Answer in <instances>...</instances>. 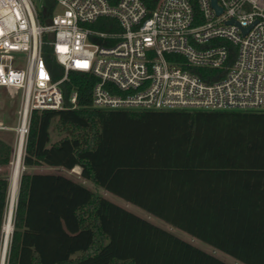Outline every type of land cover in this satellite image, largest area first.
Segmentation results:
<instances>
[{
    "label": "trees",
    "instance_id": "obj_1",
    "mask_svg": "<svg viewBox=\"0 0 264 264\" xmlns=\"http://www.w3.org/2000/svg\"><path fill=\"white\" fill-rule=\"evenodd\" d=\"M159 1L145 3L153 11ZM91 26L121 28L109 17ZM46 59L60 78L62 66ZM97 80L71 70L63 108L33 110L24 166H80L83 178L172 226L264 264V110L98 108ZM53 121L69 133L52 142ZM12 153L0 137V167ZM9 190L0 173V250ZM12 222L6 264H231L62 173L24 171Z\"/></svg>",
    "mask_w": 264,
    "mask_h": 264
},
{
    "label": "built area",
    "instance_id": "obj_2",
    "mask_svg": "<svg viewBox=\"0 0 264 264\" xmlns=\"http://www.w3.org/2000/svg\"><path fill=\"white\" fill-rule=\"evenodd\" d=\"M218 4L221 13L211 0H160L153 11L145 0H0V87L22 90L17 144L33 110L63 108L71 70L97 77L98 108L264 110V0ZM100 17L120 30L92 27ZM47 51L64 70L58 79Z\"/></svg>",
    "mask_w": 264,
    "mask_h": 264
},
{
    "label": "rangeland",
    "instance_id": "obj_3",
    "mask_svg": "<svg viewBox=\"0 0 264 264\" xmlns=\"http://www.w3.org/2000/svg\"><path fill=\"white\" fill-rule=\"evenodd\" d=\"M12 57V63L14 65H25V54L22 52H11ZM22 105V90L19 88H6V87H0V137L12 144L13 147V153H12V160L9 164V166L6 167H0V173H7L9 178L11 177L12 169H13V161L15 158V149L17 145V128L19 126L20 118H19V111ZM56 121H53L50 131H51V141H56L61 139L62 137L66 136L69 132H59L56 127ZM26 143V142H25ZM25 151V146H24ZM24 153V152H23ZM24 155V154H23ZM24 171L28 172H56V173H62L64 175H67L69 177H72L76 180L83 181L90 189L95 191L96 193L107 197L108 199L114 201L115 203L131 210L132 212L147 218L154 222L155 224L164 227L166 229L172 230L180 237L191 241L195 245L205 249L206 251L213 253L214 255L220 257L221 259L231 263V264H245L244 262L234 258L233 256L213 247L212 245L192 236L191 234L172 226L168 222L164 221L163 219L152 215L151 213L147 212L143 208L130 203L126 201L124 198L120 197L119 195H116L107 189L97 185L91 180L85 179L82 177V168L80 166H76L72 170H67L63 167H53V166H41V167H32L27 168L23 164L22 159V168H21V174ZM20 174V176H21ZM11 186V185H10ZM9 197H10V191H9ZM16 202V201H15ZM10 203V198L8 205ZM16 204V203H15ZM8 209V208H7ZM9 248V246H8Z\"/></svg>",
    "mask_w": 264,
    "mask_h": 264
},
{
    "label": "bare ground",
    "instance_id": "obj_4",
    "mask_svg": "<svg viewBox=\"0 0 264 264\" xmlns=\"http://www.w3.org/2000/svg\"><path fill=\"white\" fill-rule=\"evenodd\" d=\"M24 146L21 143L17 144V150L13 161V169L11 173V186H10V203L3 223V241L0 250V264H5L6 254L9 246V239L13 227V211L15 208V201L17 199L19 180L22 168V156Z\"/></svg>",
    "mask_w": 264,
    "mask_h": 264
},
{
    "label": "water",
    "instance_id": "obj_5",
    "mask_svg": "<svg viewBox=\"0 0 264 264\" xmlns=\"http://www.w3.org/2000/svg\"><path fill=\"white\" fill-rule=\"evenodd\" d=\"M211 3H212V6L214 7V9L216 10V12L217 13H221L222 11H223V8L221 7V6H219V4H218V0H211ZM44 12H45V9H44ZM51 19H47L46 20V23L47 24H51ZM230 22H232V21H230ZM249 29H250V27H247V28H243V32H248L249 31ZM48 37L49 38H53L54 37V34L51 32V33H49L48 34ZM14 212V211H13ZM13 230H14V224H13V227H12V232H11V235H12V233H13ZM11 235H10V238H11ZM9 241H10V239H9ZM8 251V250H7ZM6 257H7V254H6ZM6 261V260H5ZM5 264H6V262H5Z\"/></svg>",
    "mask_w": 264,
    "mask_h": 264
}]
</instances>
